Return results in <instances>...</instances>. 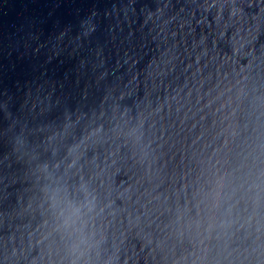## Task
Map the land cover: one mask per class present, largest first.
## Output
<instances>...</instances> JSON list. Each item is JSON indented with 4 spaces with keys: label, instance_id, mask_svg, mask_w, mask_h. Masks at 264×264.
<instances>
[{
    "label": "water",
    "instance_id": "1",
    "mask_svg": "<svg viewBox=\"0 0 264 264\" xmlns=\"http://www.w3.org/2000/svg\"><path fill=\"white\" fill-rule=\"evenodd\" d=\"M0 264H264V0H0Z\"/></svg>",
    "mask_w": 264,
    "mask_h": 264
}]
</instances>
